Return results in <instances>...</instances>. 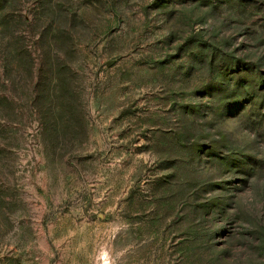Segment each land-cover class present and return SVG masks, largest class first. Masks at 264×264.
I'll list each match as a JSON object with an SVG mask.
<instances>
[{"label":"rangeland","instance_id":"1","mask_svg":"<svg viewBox=\"0 0 264 264\" xmlns=\"http://www.w3.org/2000/svg\"><path fill=\"white\" fill-rule=\"evenodd\" d=\"M0 264H264V0H0Z\"/></svg>","mask_w":264,"mask_h":264}]
</instances>
